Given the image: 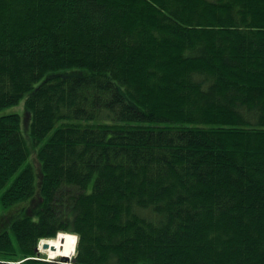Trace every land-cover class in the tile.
Returning <instances> with one entry per match:
<instances>
[{
    "label": "trees",
    "instance_id": "16d2710c",
    "mask_svg": "<svg viewBox=\"0 0 264 264\" xmlns=\"http://www.w3.org/2000/svg\"><path fill=\"white\" fill-rule=\"evenodd\" d=\"M23 99L4 264H264V0H0V111ZM68 229L72 260L38 253Z\"/></svg>",
    "mask_w": 264,
    "mask_h": 264
},
{
    "label": "clouds",
    "instance_id": "9594fccd",
    "mask_svg": "<svg viewBox=\"0 0 264 264\" xmlns=\"http://www.w3.org/2000/svg\"><path fill=\"white\" fill-rule=\"evenodd\" d=\"M79 239L80 234L76 231L59 230L55 236H39L37 247L46 254L45 258L48 261H53L57 256H75ZM45 245L48 247L45 248ZM53 246H55V251L52 250ZM0 264H4V262L0 261ZM15 264H22V262H15Z\"/></svg>",
    "mask_w": 264,
    "mask_h": 264
},
{
    "label": "rangeland",
    "instance_id": "374dc122",
    "mask_svg": "<svg viewBox=\"0 0 264 264\" xmlns=\"http://www.w3.org/2000/svg\"><path fill=\"white\" fill-rule=\"evenodd\" d=\"M24 110H26V107H25V99H23L20 103H18L16 105H13V106H10V107H7V108L2 109L0 111V116L2 114L9 113V112H18V113H20L24 117ZM22 119H23V124H24V120L25 119L24 118H22ZM24 133H25L26 137L29 136V131L28 130H24ZM30 157H31L30 159L32 161L34 160V162H37L36 155L34 154V152H33V154ZM43 256L46 257V254L43 253Z\"/></svg>",
    "mask_w": 264,
    "mask_h": 264
},
{
    "label": "water",
    "instance_id": "95a60500",
    "mask_svg": "<svg viewBox=\"0 0 264 264\" xmlns=\"http://www.w3.org/2000/svg\"><path fill=\"white\" fill-rule=\"evenodd\" d=\"M48 247V245H45V248H47ZM39 253H40V250H39V248L37 247V249H36ZM65 259H67V260H69L70 259V257H65Z\"/></svg>",
    "mask_w": 264,
    "mask_h": 264
},
{
    "label": "bare ground",
    "instance_id": "6f19581e",
    "mask_svg": "<svg viewBox=\"0 0 264 264\" xmlns=\"http://www.w3.org/2000/svg\"><path fill=\"white\" fill-rule=\"evenodd\" d=\"M52 250L55 251V246L52 247ZM57 257H59V256H57ZM63 257L65 258L66 256H63ZM67 257H73V256H67Z\"/></svg>",
    "mask_w": 264,
    "mask_h": 264
}]
</instances>
